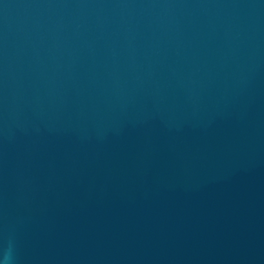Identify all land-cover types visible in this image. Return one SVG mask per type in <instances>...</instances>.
Returning a JSON list of instances; mask_svg holds the SVG:
<instances>
[{
    "label": "water",
    "instance_id": "obj_1",
    "mask_svg": "<svg viewBox=\"0 0 264 264\" xmlns=\"http://www.w3.org/2000/svg\"><path fill=\"white\" fill-rule=\"evenodd\" d=\"M0 264H264V0H0Z\"/></svg>",
    "mask_w": 264,
    "mask_h": 264
}]
</instances>
